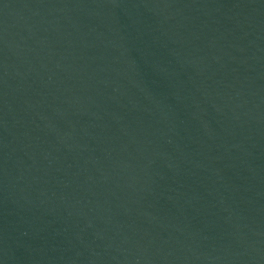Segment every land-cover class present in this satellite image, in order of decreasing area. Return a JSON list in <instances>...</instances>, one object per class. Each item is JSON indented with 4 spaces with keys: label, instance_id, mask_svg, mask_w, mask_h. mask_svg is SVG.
Listing matches in <instances>:
<instances>
[{
    "label": "water",
    "instance_id": "95a60500",
    "mask_svg": "<svg viewBox=\"0 0 264 264\" xmlns=\"http://www.w3.org/2000/svg\"><path fill=\"white\" fill-rule=\"evenodd\" d=\"M0 264H264V0H0Z\"/></svg>",
    "mask_w": 264,
    "mask_h": 264
}]
</instances>
